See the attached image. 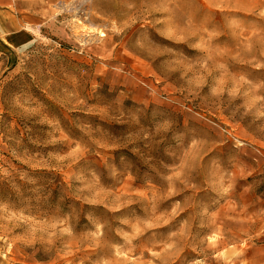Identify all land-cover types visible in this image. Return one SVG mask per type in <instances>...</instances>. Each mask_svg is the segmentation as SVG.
Segmentation results:
<instances>
[{"label": "rangeland", "instance_id": "1", "mask_svg": "<svg viewBox=\"0 0 264 264\" xmlns=\"http://www.w3.org/2000/svg\"><path fill=\"white\" fill-rule=\"evenodd\" d=\"M246 7L69 0L0 56V264H264Z\"/></svg>", "mask_w": 264, "mask_h": 264}, {"label": "crops", "instance_id": "2", "mask_svg": "<svg viewBox=\"0 0 264 264\" xmlns=\"http://www.w3.org/2000/svg\"><path fill=\"white\" fill-rule=\"evenodd\" d=\"M69 0H0V56L23 50L34 38L31 29H40L51 20V12ZM71 1V0H70ZM211 4L216 0H209ZM243 10H261L264 0H240ZM32 32V33H31Z\"/></svg>", "mask_w": 264, "mask_h": 264}]
</instances>
